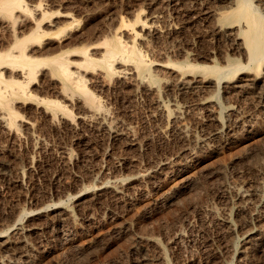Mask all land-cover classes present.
Masks as SVG:
<instances>
[{"label": "rangeland", "instance_id": "1", "mask_svg": "<svg viewBox=\"0 0 264 264\" xmlns=\"http://www.w3.org/2000/svg\"><path fill=\"white\" fill-rule=\"evenodd\" d=\"M63 1L65 3L62 8L54 7V10L52 8L51 10L71 12L75 18L81 21L78 32L84 33L88 28H92L91 31L88 29L92 36L87 34L88 31L86 32V37H89V40L97 36L100 37V35L101 38L112 37L113 32L120 27V21L125 19L126 23L134 24L139 12L143 11L146 14L154 12L165 17L162 19L165 24L162 21L157 24L160 29L172 23L174 26L168 27L177 29L175 30L177 34L173 33V37H161L162 39H158L159 41L155 39L153 45L150 44L147 47L137 45L150 60L153 58V62H181L182 52L189 50L195 60L193 63L196 65L212 66L216 64L226 67V59H236L239 63L246 64L242 55L234 53V48L231 47L232 43L216 34L211 21L207 18L208 15L205 14L207 10L211 11L213 8L215 10V0ZM34 2L38 1L34 0ZM34 2L27 0V3H31V5L35 4ZM136 29L139 31H137L138 33L142 34L139 27ZM94 30L96 31L94 32ZM128 32L126 28L120 30L123 40L130 42L132 35ZM195 56L196 58L201 56L197 58L199 61ZM207 58L210 60L208 61ZM163 72V70L152 68V73L159 84L158 96L168 103L175 99H179L181 104L184 103L182 105L185 107V112L181 123L177 124L178 128L170 127V130L185 128L187 133L184 136L180 137L175 131L170 134L171 136L163 138L158 132L161 130L162 123L155 117L153 100L157 97L156 94L153 97H146L141 92H135L132 88L131 90L130 87L121 84L116 85L114 82L111 83L110 92L106 93L94 88L91 83L89 86L101 98L104 105H107L105 106L113 118L112 120L118 122L114 124H117L119 129L121 128V132L124 131V138L128 137L125 140L137 138L135 140L137 143L139 142V146L141 145L140 150L134 147L124 151L122 145L116 142L113 137L93 130H84L82 137L66 130H40V132L35 130V132L37 131L36 135L40 137L43 132L47 135L45 142L48 143L44 146L35 145L27 138L16 142L5 135H0V234L5 238L13 235L12 229L14 228L11 226L15 221L18 224L34 219L38 220L36 223L40 221L38 224H40L42 232L31 236L29 241L32 242V245L43 247L42 250L45 252L34 264H56L62 259L64 264H151L152 261L154 264H158L155 258L156 249L145 246L140 240V237L147 235H153L158 239L161 248L164 249L168 264H264V93L258 91L264 88V83L259 82L257 85L258 88L263 86L262 88L257 89L256 86V91L251 88L243 91L242 94L239 91L240 94L230 91L224 85L219 89L211 87L212 91L209 89L211 94L209 91L205 92L204 96L207 95L205 98L208 101L211 100L215 112L222 115L226 128L231 130L230 134L226 133L228 136L224 134L213 139L214 137L208 136L210 129L205 125L206 111L197 104V100L200 98L190 94L184 99L177 93V89L168 86V81L171 80L170 75ZM223 91H226V95ZM228 94H231L232 97ZM29 106L32 105L29 104ZM70 107L74 108V105H70ZM75 108L71 110L73 113L76 112ZM235 111H237L236 114H234ZM230 114L232 115L230 116ZM237 120L242 126L234 123ZM39 133L41 134L39 135ZM199 139H205L207 142L212 139L210 143H206L211 147L214 146L212 147L214 151L206 153L205 147L198 145ZM63 147L74 151V163L68 165L64 163ZM191 148L195 153H198H196L197 162L185 170L179 169V163L183 159L181 157L183 155H180L179 151L182 149L191 150ZM168 153L177 156L176 162L178 163L175 164L177 169L173 168L172 170L176 173L170 172V175H166L167 177L160 176L161 178L159 177L155 181L156 188L152 190V193L151 190H148L144 194L139 190L138 183L132 184L133 179L127 175L129 168H125L120 174L123 182H126L123 184L128 185V188L126 187L123 191L125 194L121 195L123 198L115 197L108 192L105 193L107 195L100 198V202H92L93 206L89 204L90 207L85 209V212L75 209V218L76 221H79H77V225L79 224V227L87 226L86 231L81 232L74 229L76 231L73 230L72 239L67 241L63 239L62 232L60 228L58 229L57 209L72 206L73 194L77 188L88 192V195H91L89 199L92 198V192L96 191L98 183L100 181L103 183L104 178L111 175V160H109L108 154H113V159L127 154V157H134L142 167H145ZM216 169H218L217 172ZM20 175L23 178L22 187L14 185V180ZM185 177L194 179L192 187L180 193L176 198L177 201L175 199L172 202L173 204L168 203L166 196L173 193ZM131 185L134 186L130 187ZM135 186L137 187L134 188ZM132 188L134 189L132 190ZM62 191H65L64 194ZM238 191L249 194L247 200H241L237 194ZM86 211H89L93 222H87L86 219L89 216ZM28 216L32 217V220ZM237 223L244 224V227ZM125 229L128 230L125 231ZM243 230L258 231L260 247L258 246L256 250L251 249L250 252V248H247L249 245L241 242L244 241ZM173 233L174 235H172ZM237 254L240 255V258L244 254L245 256L240 259ZM8 256L10 254L0 251V259ZM17 264L27 263L19 259Z\"/></svg>", "mask_w": 264, "mask_h": 264}, {"label": "bare ground", "instance_id": "2", "mask_svg": "<svg viewBox=\"0 0 264 264\" xmlns=\"http://www.w3.org/2000/svg\"><path fill=\"white\" fill-rule=\"evenodd\" d=\"M37 1L38 2H34L33 0L35 4L31 5V3H27V0H0V135H5L16 142H21L23 138H27L35 145H46V143H48L45 142V137L47 135L44 132L43 134L39 133V135H42L40 137L36 135L37 131L35 132V130H39V132L40 130H66L70 133L76 134L78 137H82L84 130H93L95 132L105 133L108 134V136L113 137L116 142H119L122 145V148L125 149L124 151L128 149L130 150L134 147L140 150L141 145L139 146V142L137 143V138H132V140L128 141L125 140L128 137L126 136L124 138V131L121 132V128L119 129L117 124H114L116 121L114 122L112 120L113 118L109 115L106 108L107 105H104L101 98L96 93H94V91L89 86L91 83L94 88H98V90L100 89L102 92L106 93L110 92L112 88V82H114L116 85L121 84L122 86L130 87L129 89L132 88L135 92H141L146 97H153L157 95V97H155L153 100L155 105V117L162 123L161 130L158 132H160L163 138L173 134L175 131L178 132L180 137L184 136L187 133L186 130H184L185 128L179 127V130H170V127L178 128L176 126H178L177 124H179V122L182 120L183 114L185 112V107L182 105L184 103L181 104L179 99H175L173 101L170 100L172 102L168 103L158 96L159 84L152 73V68H155V70H163L164 72L169 73L171 80L170 82L168 81V86L177 89V93L184 99L187 95L190 96V94L200 98L197 100V104L202 109H204V111H206L205 125L208 127V129H210L209 134L207 131L206 132L208 136L210 135V137L212 136L214 137L213 139H215L223 136L226 133L230 134L231 130L226 128L222 120V115L215 112V107L211 105V100L209 99L210 101H208V99L205 98L207 96H204L205 92L209 91L211 87H216L219 89L224 85L226 89L235 91L236 93L239 91L242 94L243 91L245 92L251 88L255 90V87L259 84V82L264 83V0H215V10H213L214 8L212 9L211 7L213 6H211L210 8L212 10H207L205 13L208 15L207 18H209L211 21L213 30L216 32V34L230 41L233 45L231 47L234 48V53H239L246 60V64L243 65L236 59H226V67H221L216 64H213L212 66L196 65L193 63L195 60H193V55L189 52V50L188 52H182L183 59H180L182 60L181 62H153V58L150 60L149 57L137 45L140 44L145 47L150 44L153 45V40L156 39L159 41L158 39L161 37L165 38L166 36H172L173 33H176L175 30H177L168 27L174 26L170 22V24L167 26L165 25L166 29L164 26V29H160L157 24L165 17H161L159 13H154L152 11L153 13H149L151 14L149 15L141 11L137 14L134 24H132V22L126 23L127 21H124L125 19L122 20V22L120 21V27L113 32L112 37L110 36L111 38L109 36L104 37L105 35L103 36L104 38H101V35L100 37L95 35L97 37L94 39L91 38L89 40V37H86V32H89V30L91 31V27V29L87 27L89 30L85 28L87 31L85 30L86 32L84 33L82 31L78 32L80 30L79 24L81 21L75 18L71 12H65L61 10L53 11L54 7L62 8L65 3L63 0ZM51 8L53 10H51ZM164 22L162 21V23ZM82 26L81 28H83ZM137 27L140 28L139 30L142 31V34L138 33L139 31L136 29ZM123 28H126V30L129 31L128 33L132 35V40L130 42H127L129 40L124 41L121 37L120 30ZM95 31L96 30H94V32ZM211 32L213 33V31ZM87 34L91 35L90 32ZM209 58H207L208 61L210 60ZM222 59H224V57ZM197 60L199 61V59ZM221 65L223 64L221 63ZM169 75L167 74V76ZM165 78L168 79L167 77ZM228 78L230 79L228 80ZM256 88L259 89L258 86ZM163 90L165 91L166 89ZM210 90L212 91V89ZM258 91H262L261 93H264V88L262 90L259 89ZM223 92L224 94L226 93V91ZM228 92L229 91H227V93ZM239 92L238 94H240ZM209 94H211V92ZM228 95L231 96V94ZM29 104L32 106H29ZM70 105H74V108L76 107L75 113L71 111L74 108L70 107ZM70 108L72 109L70 110ZM236 112L237 111L233 113L236 114ZM231 115L232 114H230V116ZM235 117H237V115ZM37 118L40 120V122L39 120H36ZM227 118L229 119V117H226V119ZM234 123H237L238 126L241 125L239 120L235 121ZM210 140L207 142L205 139H199L197 142L200 147H205L206 153H212L214 151V148H212L214 146L211 147L210 145H207V143H210ZM77 143L79 144V142ZM62 151L64 163L66 165L72 163L74 161V151L67 147H63ZM196 153L194 150H192V148L191 150L182 149L179 151V154L183 155L181 156L183 159H181V162L179 163L180 165H177L178 168L180 167L179 169L185 170L189 166L192 167V164L197 162L196 155L198 153ZM127 156V154H122L113 159V154H108V158L111 160V175H108V177L104 178L105 181L103 183L101 181V184L98 183L96 191L92 192V198L89 199L91 195H88V192L86 193L84 190L77 188L73 194V202L71 203L72 206L68 208L57 209L58 215L57 217L55 215L54 216L56 218L59 216L58 229L60 228L63 239L66 241L72 239L74 236V229H78L81 232L86 231L87 226L79 227V224L77 225L78 220L76 221L75 218V209L85 212L84 210H87L90 207L89 204L92 202H100V198L104 195H107L105 193L109 192L111 193L110 195L115 197L121 196L124 193L123 191L128 185H125L126 182H123V179H121L122 176L120 174L125 168H129V173L127 175L133 179L131 183H138L137 186H139V190L144 194L145 191L148 190H151L152 193V190L156 188L154 185L155 181L160 176H166L170 172L176 173L172 171L173 168L177 169L175 167V164L178 163L176 162V154H165V156L155 159V161L151 162L150 165L145 167H142L141 164H139V161L134 157L130 158ZM217 170L218 169H216V172ZM22 182V176H17V179L14 180V185L20 187L23 184ZM193 182V178L185 177L178 187L174 189V192L169 196H166V201L170 204L174 202L180 193L192 187ZM133 186L134 185H131L130 187ZM134 188H132V190ZM64 192L62 191L63 194ZM141 192L138 193L140 194ZM245 193H242L241 191H238L237 193L240 199L243 201L247 200L249 195ZM86 212H88L89 216V211ZM227 212L229 213L228 210ZM86 220L87 222L92 221L90 216L87 217ZM37 221L34 219L23 224H18V222L15 221V223H13L11 226V228H14L12 229L13 235L5 238L4 235L0 234V251L10 254L8 257L1 258L0 264H17L19 259L27 264H34L38 259L41 258L43 252H45L42 250L43 247L41 248L32 245V242L30 243L29 241L31 236L38 234L42 230L40 224H38L40 221L36 223ZM55 224L57 223L55 222ZM126 230L128 229H125V231ZM244 231L247 230H243L244 234L241 231V235L243 234L244 240L241 242L249 245V247L247 245L246 246L248 249L250 248V252L251 249L256 250L259 246L258 231ZM172 235H174V233ZM140 240L143 244H145V246L156 249L155 251H157V253H154L156 254L155 258L158 264H168L165 259L164 249L161 248V245L155 236L147 235L145 237H140ZM231 251L233 252V250ZM245 254L243 256H245ZM56 264H64L63 259L61 262H57Z\"/></svg>", "mask_w": 264, "mask_h": 264}]
</instances>
